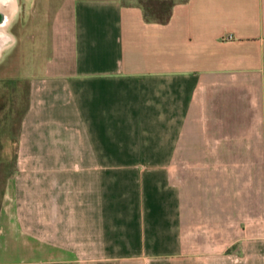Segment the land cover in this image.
<instances>
[{
    "label": "crops",
    "instance_id": "obj_1",
    "mask_svg": "<svg viewBox=\"0 0 264 264\" xmlns=\"http://www.w3.org/2000/svg\"><path fill=\"white\" fill-rule=\"evenodd\" d=\"M51 34L0 264H264V0H69Z\"/></svg>",
    "mask_w": 264,
    "mask_h": 264
},
{
    "label": "rangeland",
    "instance_id": "obj_2",
    "mask_svg": "<svg viewBox=\"0 0 264 264\" xmlns=\"http://www.w3.org/2000/svg\"><path fill=\"white\" fill-rule=\"evenodd\" d=\"M10 1L13 12L0 33V209L10 203L15 177L32 172V165L22 163L21 159L24 152L19 145L22 120L31 104L33 82L43 75L51 55L54 17L59 7L69 0ZM117 1L124 5L166 9L184 0ZM40 166L54 167L53 164ZM19 204H22L21 197ZM7 238L0 245V262L16 263L25 253L18 250L15 237Z\"/></svg>",
    "mask_w": 264,
    "mask_h": 264
},
{
    "label": "trees",
    "instance_id": "obj_3",
    "mask_svg": "<svg viewBox=\"0 0 264 264\" xmlns=\"http://www.w3.org/2000/svg\"><path fill=\"white\" fill-rule=\"evenodd\" d=\"M187 0H184L185 2ZM175 4H171L168 8L162 9V8H151V7H145L140 4L139 6L142 9L143 13V19L147 23H157V24H166L169 22L171 17V10L172 7Z\"/></svg>",
    "mask_w": 264,
    "mask_h": 264
},
{
    "label": "bare ground",
    "instance_id": "obj_4",
    "mask_svg": "<svg viewBox=\"0 0 264 264\" xmlns=\"http://www.w3.org/2000/svg\"><path fill=\"white\" fill-rule=\"evenodd\" d=\"M13 4L9 3L8 6H2V4L0 3V15L4 16V21L5 23L8 22L11 18L12 12H13ZM3 32V26H0V33Z\"/></svg>",
    "mask_w": 264,
    "mask_h": 264
},
{
    "label": "flooded vegetation",
    "instance_id": "obj_5",
    "mask_svg": "<svg viewBox=\"0 0 264 264\" xmlns=\"http://www.w3.org/2000/svg\"><path fill=\"white\" fill-rule=\"evenodd\" d=\"M0 3L2 4V6H8L9 5V3H11L12 4V2L10 1V0H0ZM4 25H5V21H4V16L3 15H0V26L2 27H4ZM11 24H10V28H11Z\"/></svg>",
    "mask_w": 264,
    "mask_h": 264
}]
</instances>
